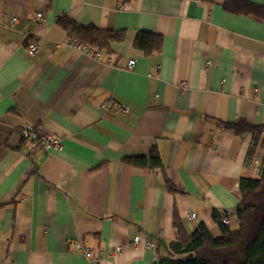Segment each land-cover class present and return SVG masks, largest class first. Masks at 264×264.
<instances>
[{
    "label": "crops",
    "instance_id": "1",
    "mask_svg": "<svg viewBox=\"0 0 264 264\" xmlns=\"http://www.w3.org/2000/svg\"><path fill=\"white\" fill-rule=\"evenodd\" d=\"M62 15L124 37L89 56ZM140 31L162 35L159 52L135 46ZM241 118L264 123V0H0V264H88L77 240L99 264H154L175 212L219 236L213 213L261 177L253 134L223 127ZM152 149L163 170L125 161Z\"/></svg>",
    "mask_w": 264,
    "mask_h": 264
},
{
    "label": "trees",
    "instance_id": "2",
    "mask_svg": "<svg viewBox=\"0 0 264 264\" xmlns=\"http://www.w3.org/2000/svg\"><path fill=\"white\" fill-rule=\"evenodd\" d=\"M58 23L66 30L70 39L75 38L79 44L97 51H110L111 42L124 37L121 31L100 29L93 24L82 25L67 15L59 16ZM31 41L36 40L29 39L26 46ZM162 43V35L150 31H140L135 39V46L146 55L159 52ZM223 127L232 128L241 135L253 134L250 156L258 148L264 152V123L255 124L241 118L224 122ZM125 161L136 167L164 169L162 159L155 149L149 155L127 156ZM168 188L175 191L170 182ZM225 213H231V218L235 217L236 229H230L229 222L223 221ZM213 218L220 227L219 236H213L204 223L197 225L188 234L180 215L175 212V238L170 242V254L159 255L154 264H264V158L260 178L240 179L237 207L222 214L214 212Z\"/></svg>",
    "mask_w": 264,
    "mask_h": 264
},
{
    "label": "built area",
    "instance_id": "3",
    "mask_svg": "<svg viewBox=\"0 0 264 264\" xmlns=\"http://www.w3.org/2000/svg\"><path fill=\"white\" fill-rule=\"evenodd\" d=\"M18 19L17 18H13L12 22L15 23L17 22ZM69 45L77 50H81L82 52L86 53L89 56L95 57V58H99L100 56V52L99 50H93L92 48H89L86 45H82L79 44L75 38H72L69 40ZM39 48V42L38 41H31L28 43V45L26 46V51L31 54L34 55L37 50ZM210 64V61H207V65ZM135 65V59H130L128 61L127 67L128 68H133ZM187 87V83L185 81H182L180 83V88L185 89ZM111 104L110 101H106L103 103V107H109ZM120 110L122 112H126L127 111V107H121ZM23 135L24 137H29L31 135L29 130H24L23 131ZM39 143L44 146L45 148H50V147H54V148H60L62 143L61 140L51 134H38L36 135ZM196 214L192 213L190 215L191 218H195ZM231 218V213H225L223 215V221L225 223L229 222V219ZM140 242V238H135L134 243L138 244ZM149 244V243H148ZM74 247L75 250L88 262V264H99V260L98 258L93 254L92 250L90 249V247H88L83 241L81 240H77L74 243Z\"/></svg>",
    "mask_w": 264,
    "mask_h": 264
},
{
    "label": "rangeland",
    "instance_id": "4",
    "mask_svg": "<svg viewBox=\"0 0 264 264\" xmlns=\"http://www.w3.org/2000/svg\"><path fill=\"white\" fill-rule=\"evenodd\" d=\"M69 40H70V38H69Z\"/></svg>",
    "mask_w": 264,
    "mask_h": 264
}]
</instances>
